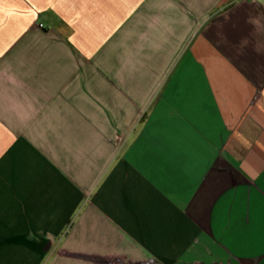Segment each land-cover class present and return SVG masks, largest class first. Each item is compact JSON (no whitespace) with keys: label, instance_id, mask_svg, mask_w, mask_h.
<instances>
[{"label":"crops","instance_id":"0c3cea01","mask_svg":"<svg viewBox=\"0 0 264 264\" xmlns=\"http://www.w3.org/2000/svg\"><path fill=\"white\" fill-rule=\"evenodd\" d=\"M0 264H264V0H0Z\"/></svg>","mask_w":264,"mask_h":264}]
</instances>
